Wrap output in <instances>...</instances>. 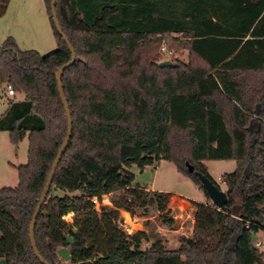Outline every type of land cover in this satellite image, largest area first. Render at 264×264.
Wrapping results in <instances>:
<instances>
[{"label": "trees", "instance_id": "16d2710c", "mask_svg": "<svg viewBox=\"0 0 264 264\" xmlns=\"http://www.w3.org/2000/svg\"><path fill=\"white\" fill-rule=\"evenodd\" d=\"M44 1L57 50L23 51L12 38L0 48V90L22 98L9 103L0 132L14 146L29 140L18 186L0 188L6 264H42L29 226L68 131L56 73L72 55ZM56 12L77 56L62 76L73 128L37 219L40 255L63 264L57 250L71 236V264H264L253 243L264 233V0H57ZM172 35L185 39L189 62L160 67L156 52ZM161 161L206 202L194 204V236L179 237V249L156 242L143 250L144 233L128 239L116 221L120 209L167 211L170 194L138 187L132 171ZM212 161L236 162L223 177L222 209L188 170L212 180L205 165ZM105 196L113 208L98 214L89 200ZM70 212L73 224L63 219Z\"/></svg>", "mask_w": 264, "mask_h": 264}, {"label": "rangeland", "instance_id": "374dc122", "mask_svg": "<svg viewBox=\"0 0 264 264\" xmlns=\"http://www.w3.org/2000/svg\"><path fill=\"white\" fill-rule=\"evenodd\" d=\"M4 0H0V3ZM12 38L18 47L23 50H36L41 55H48L57 50L58 44L53 36L52 25L49 12L44 0H9L5 12L0 16V48L6 40ZM168 49L174 53L170 58L158 49L156 52V62L180 61L189 62V50L184 46L185 39L182 36L172 35L163 40ZM15 95V94H14ZM14 97L6 96L0 90V118L8 109L9 103ZM257 128V124L254 125ZM29 140L26 137L18 146L11 143L10 135L7 132H0V188H15L18 186L17 168L28 163ZM209 175L216 185L223 186V177L236 170L235 161H212L206 162ZM136 174V184L140 188L151 185L154 181L157 190L174 192L170 194L166 212H159L156 206L134 209L133 213L124 209L119 210L116 225L122 229L128 239H132L140 233L142 236L141 248L150 249L154 243L160 242L167 250L179 243V237L194 236L195 211L194 202L182 197L191 199H205L204 193L187 177L180 174L176 167L167 161H161L153 167L140 171L133 167ZM133 171V170H132ZM147 185H145V184ZM176 193V194H175ZM64 195V193H59ZM71 196H79L78 193ZM189 201V203L185 202ZM98 214L109 212L113 208L112 203L106 197L99 200L96 206ZM64 221L73 224L76 214L70 212ZM172 219L173 224L166 223ZM179 231V232H178ZM256 240L258 236L254 237ZM264 242V234L258 238ZM93 241L89 240L88 245ZM180 245V243H179ZM264 253V247L261 249ZM63 264L66 263L62 260Z\"/></svg>", "mask_w": 264, "mask_h": 264}, {"label": "water", "instance_id": "95a60500", "mask_svg": "<svg viewBox=\"0 0 264 264\" xmlns=\"http://www.w3.org/2000/svg\"><path fill=\"white\" fill-rule=\"evenodd\" d=\"M56 4H57V0H51V13H52L53 21H54V24H55V27H56L58 33L65 40V42H66V44H67V46L71 52L72 59L68 64L61 67L56 73L60 97H61L62 103L65 107L66 113H67V119H68V121H67V126H68L67 136L65 138L63 147L60 149V151L58 153L57 159H56V161L53 165V168L51 170V173L49 175V178H48V181L46 183L45 189L43 191L42 197H41V199H40V201H39V203L35 209V212L33 214V217H32V220H31V223L29 226V235H30V241H31L33 251L35 253V256L39 259V261L42 264H50V263L48 261H46L39 253L37 243H36V239H35V227H36V223H37V219H38V216L40 214V211H41L43 205L45 204L46 199H47L49 192L51 190V187H52L55 175H56L57 168H58L60 161L62 160L63 155L66 152L67 147H68L70 140H71L72 128H73L72 127V118H71V112H70L69 104L67 102L66 95H65V92L63 89L62 76H63L65 70L68 69L69 67H71L72 65H74V63L76 62V59H77L76 52H75L73 46L71 45V43L69 42V40L67 39L65 34L63 33L62 27L60 26L59 19L57 16V12H56ZM172 65H173L172 61H163L159 64L160 67H168V66H172ZM188 170L190 173H194L196 175V177L201 182V185L205 189L208 198L217 208L222 209L228 204V197H227L226 192H224L218 185H216L212 180H210L204 174H202L198 171H195V169L189 164H188ZM239 211H240V207L237 206L234 208V216L235 217L239 216ZM77 232H78V230L74 229V233H77ZM66 239H67L68 246L58 248L57 255L59 256V258L61 260L68 263V262H71V260H72L71 253H72V246L75 243V239L71 236H67ZM0 264H6V261L4 258H0Z\"/></svg>", "mask_w": 264, "mask_h": 264}, {"label": "built area", "instance_id": "2783aa9c", "mask_svg": "<svg viewBox=\"0 0 264 264\" xmlns=\"http://www.w3.org/2000/svg\"><path fill=\"white\" fill-rule=\"evenodd\" d=\"M161 52L163 53V54H165V55H167L168 57H172L173 55H174V53L173 52H171L169 49H168V47L166 46V44L165 43H163L162 44V46H161ZM8 94L10 95V96H14V91L11 89V88H9L8 89ZM106 197V196H105ZM107 199H108V197H106ZM100 199H102V198H99V197H94V198H92V199H90L89 201H90V203L92 204V207L94 208V210H96V206L99 204V200ZM70 214L71 213H69L68 214V216H70ZM66 217V216H65ZM64 217V218H65ZM63 218V219H64ZM254 247L256 248V249H258L259 251H261V249L264 247V242L263 241H261V240H259V239H256V240H254Z\"/></svg>", "mask_w": 264, "mask_h": 264}, {"label": "crops", "instance_id": "0c3cea01", "mask_svg": "<svg viewBox=\"0 0 264 264\" xmlns=\"http://www.w3.org/2000/svg\"><path fill=\"white\" fill-rule=\"evenodd\" d=\"M54 36V35H53ZM55 38V37H54ZM7 95V94H6ZM10 96V95H9ZM206 165V164H205ZM207 167V166H206ZM133 170V172H135L134 171V169H132ZM207 170H208V167H207ZM145 172H146V170H144ZM208 172H209V170H208ZM143 184H145V183H143ZM222 184H223V186H226V184H225V182H222ZM145 185H147V184H145ZM148 186V190H151V191H160V190H157L156 189V187H155V184H154V181L151 183V185L149 186V185H147ZM197 187V186H196ZM198 188V187H197ZM224 192H226V188H223V187H220ZM199 189V188H198ZM161 192H166V191H161ZM168 193H170V194H172V193H174V192H168ZM176 194V193H175ZM178 195H180V196H182V197H185V198H187V199H189L191 202H194V203H205L206 202V197H205V199H200V200H198V199H191V198H189V197H186V196H183V195H181V194H178ZM186 203L188 202L189 203V201H185ZM179 232V231H178ZM261 234H264V233H262V232H260V233H258L257 234V236H258V238L260 237V235ZM257 238V239H258ZM180 248V245H179V243H176L173 247H172V249L171 250H177V249H179ZM144 250H146V249H144Z\"/></svg>", "mask_w": 264, "mask_h": 264}]
</instances>
